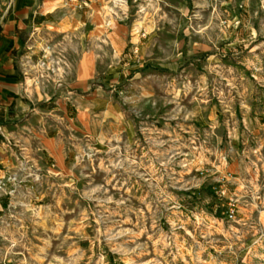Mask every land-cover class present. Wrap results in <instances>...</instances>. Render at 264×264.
I'll use <instances>...</instances> for the list:
<instances>
[{
	"label": "rangeland",
	"instance_id": "1",
	"mask_svg": "<svg viewBox=\"0 0 264 264\" xmlns=\"http://www.w3.org/2000/svg\"><path fill=\"white\" fill-rule=\"evenodd\" d=\"M11 1L54 121L6 143L0 264H264V0H62L7 32Z\"/></svg>",
	"mask_w": 264,
	"mask_h": 264
},
{
	"label": "crops",
	"instance_id": "2",
	"mask_svg": "<svg viewBox=\"0 0 264 264\" xmlns=\"http://www.w3.org/2000/svg\"><path fill=\"white\" fill-rule=\"evenodd\" d=\"M61 1L12 0L11 8L13 14L16 15L17 12L21 11L28 16L17 18L13 15L6 23L8 26L6 31H15L17 25H41L50 22L54 9ZM1 39L6 43L0 45V122L2 123L0 125V159L7 160L12 167L15 164V159L6 143L11 141L25 148L28 138L35 137L39 139L42 147H45L46 144V148L50 150L52 145L50 142L46 143L47 140L45 139L48 136L46 133L47 128H45L47 123L45 122H53L54 120L52 117L47 118L46 115L38 111L30 112L34 104L26 98L27 94L24 93V90H26V84L23 81L25 69L14 58V53L18 52V44L16 39L7 37V33L3 34L0 41ZM25 99H27V102ZM70 105H68L70 112L68 113L65 108L63 114L64 119L68 121L72 120L70 117L72 114ZM9 110L10 114H8ZM50 127L49 125L48 129ZM53 151L56 150L53 149Z\"/></svg>",
	"mask_w": 264,
	"mask_h": 264
},
{
	"label": "built area",
	"instance_id": "3",
	"mask_svg": "<svg viewBox=\"0 0 264 264\" xmlns=\"http://www.w3.org/2000/svg\"><path fill=\"white\" fill-rule=\"evenodd\" d=\"M87 1V0H86Z\"/></svg>",
	"mask_w": 264,
	"mask_h": 264
}]
</instances>
